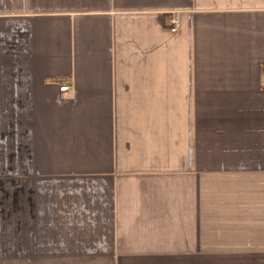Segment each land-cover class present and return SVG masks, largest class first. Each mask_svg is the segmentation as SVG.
I'll return each instance as SVG.
<instances>
[{"label":"crops","instance_id":"1","mask_svg":"<svg viewBox=\"0 0 264 264\" xmlns=\"http://www.w3.org/2000/svg\"><path fill=\"white\" fill-rule=\"evenodd\" d=\"M0 264H264V0H0Z\"/></svg>","mask_w":264,"mask_h":264},{"label":"built area","instance_id":"2","mask_svg":"<svg viewBox=\"0 0 264 264\" xmlns=\"http://www.w3.org/2000/svg\"><path fill=\"white\" fill-rule=\"evenodd\" d=\"M165 22H166L167 29L170 32H175L179 28V25H180L179 18L174 14H171L170 16H168ZM66 89H67V85L65 84L59 87L60 91H65Z\"/></svg>","mask_w":264,"mask_h":264}]
</instances>
